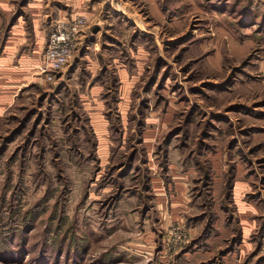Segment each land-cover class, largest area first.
I'll use <instances>...</instances> for the list:
<instances>
[{
    "label": "rangeland",
    "instance_id": "rangeland-1",
    "mask_svg": "<svg viewBox=\"0 0 264 264\" xmlns=\"http://www.w3.org/2000/svg\"><path fill=\"white\" fill-rule=\"evenodd\" d=\"M102 5L0 94V264H264V0Z\"/></svg>",
    "mask_w": 264,
    "mask_h": 264
},
{
    "label": "crops",
    "instance_id": "crops-1",
    "mask_svg": "<svg viewBox=\"0 0 264 264\" xmlns=\"http://www.w3.org/2000/svg\"><path fill=\"white\" fill-rule=\"evenodd\" d=\"M103 3L104 0H0V94L6 89L11 91L12 81L17 87L28 80L29 65L38 63L54 19L66 11L87 13L95 19ZM5 101L0 100V104ZM179 209V204L172 206L173 212ZM162 210L160 215L167 217V204Z\"/></svg>",
    "mask_w": 264,
    "mask_h": 264
},
{
    "label": "built area",
    "instance_id": "built-area-1",
    "mask_svg": "<svg viewBox=\"0 0 264 264\" xmlns=\"http://www.w3.org/2000/svg\"><path fill=\"white\" fill-rule=\"evenodd\" d=\"M85 15L60 17L54 21L42 54L37 63V71L51 77L75 54L83 26L87 24Z\"/></svg>",
    "mask_w": 264,
    "mask_h": 264
}]
</instances>
